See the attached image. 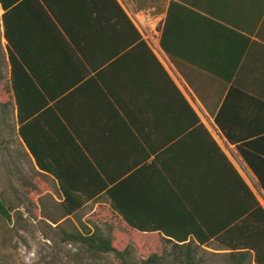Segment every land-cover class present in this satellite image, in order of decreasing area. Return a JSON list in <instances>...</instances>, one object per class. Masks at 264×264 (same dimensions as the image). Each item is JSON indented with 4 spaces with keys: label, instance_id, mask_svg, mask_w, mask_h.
Segmentation results:
<instances>
[{
    "label": "crops",
    "instance_id": "crops-1",
    "mask_svg": "<svg viewBox=\"0 0 264 264\" xmlns=\"http://www.w3.org/2000/svg\"><path fill=\"white\" fill-rule=\"evenodd\" d=\"M113 1L0 3V50L6 54L2 14L10 11L38 84L29 109L45 102L30 116V139L69 160L71 178L96 191L85 207L105 205L142 235L209 236L202 248L229 253L215 239L244 219L246 187L264 208L228 152L230 145L252 174L236 145L249 143L264 162V0ZM127 9L157 13V47ZM0 69L8 76V65ZM58 165L64 172L66 162ZM47 177L60 201L57 180ZM108 189L128 219L154 230L131 228ZM253 257L249 250L245 264H256Z\"/></svg>",
    "mask_w": 264,
    "mask_h": 264
},
{
    "label": "trees",
    "instance_id": "trees-1",
    "mask_svg": "<svg viewBox=\"0 0 264 264\" xmlns=\"http://www.w3.org/2000/svg\"><path fill=\"white\" fill-rule=\"evenodd\" d=\"M14 0H0L4 9L8 8ZM112 4L115 5L113 0ZM12 12H4L2 14L3 21V37L6 41V54L0 50V65L9 66V73L5 80L8 83L0 82V134L7 129L10 133H16L21 139L27 154L34 160V165L39 174L44 176L50 175L58 184V192L60 201H56L52 196L54 203V215L45 213V218L58 226L62 239L68 243H73L81 249L84 254L90 258H98L107 254H113L119 260V264H198L196 259L197 250L202 245L210 241L209 236L194 238L187 241V237H168L161 238L164 249L163 255L156 253L150 254L145 259H138L134 256V249L131 245H127L123 250H118L112 246L113 226L111 223H103L100 227L97 224L80 222L79 226H73L70 230L64 229L61 222L70 216L75 215L80 209L92 200L97 198L96 191H89L81 187V181L73 180L69 174L70 163L66 159H54L46 154V149L42 143H36L30 139L31 135V114H34L35 108L43 106L45 102H41L33 109H29L30 104L36 105L37 102L32 98L31 89L37 87L38 84L32 80L23 54L21 45L16 44L17 32L12 28ZM6 63V64H5ZM1 78V75H0ZM44 88V86H43ZM12 105L17 108L16 122L18 127H9L7 118L10 116ZM218 122V120H217ZM8 136V135H7ZM9 137V136H8ZM10 142V139H7ZM5 142V143H7ZM21 144V142L19 141ZM239 154L243 157L253 174L256 176L259 185L264 191V162H259V155L252 151L249 143H240L236 145ZM262 159V158H261ZM76 159H74L75 161ZM258 160V161H257ZM264 161V159H262ZM66 162L65 171H60L58 163ZM73 162V161H72ZM105 184H103V188ZM246 193L251 201L249 209L239 223L230 229L220 232L216 241L219 246L231 250L227 254L229 264H245L249 255V250L254 252L253 260L256 264H264V208L260 205L255 196L246 187ZM106 195L110 199L111 208L116 211L122 219L131 227L139 231H153L154 229H141L140 226L132 222L127 217L126 209L123 203L114 195V190L108 189ZM7 197L0 198V219H9V211L13 208ZM114 219L118 220L117 216ZM62 220V221H60ZM170 245V251L167 246ZM241 249H245L242 251ZM239 250V251H238ZM241 250V251H240Z\"/></svg>",
    "mask_w": 264,
    "mask_h": 264
},
{
    "label": "rangeland",
    "instance_id": "rangeland-1",
    "mask_svg": "<svg viewBox=\"0 0 264 264\" xmlns=\"http://www.w3.org/2000/svg\"><path fill=\"white\" fill-rule=\"evenodd\" d=\"M155 5L159 9V4ZM150 15L157 16V13ZM6 74L0 72L4 84L7 83ZM7 123L9 127L15 126L12 110ZM52 194L56 195L53 182L37 172L16 133L3 130L0 134V198L7 197L13 208L9 211V219H0V264H119L113 254L90 258L77 245L62 239L58 226L44 216L45 213L55 216ZM80 222L100 227L104 222L111 223L114 228L112 246L123 250L131 245L138 259H145L152 253L164 254L161 238L127 229L120 220L113 218L105 205L92 203L61 225L70 230ZM166 249L170 251V245ZM196 259L198 264H229L227 254L204 248L197 250Z\"/></svg>",
    "mask_w": 264,
    "mask_h": 264
},
{
    "label": "built area",
    "instance_id": "built-area-1",
    "mask_svg": "<svg viewBox=\"0 0 264 264\" xmlns=\"http://www.w3.org/2000/svg\"><path fill=\"white\" fill-rule=\"evenodd\" d=\"M128 15L132 22L138 29L141 37L145 40L152 48L157 47L159 35H160V19L158 16H152L142 10L127 9ZM228 152L230 153L234 163L238 167L241 174L248 181L253 190L259 195L260 201L264 206V191L255 179L254 175L249 171L247 166L242 162L237 152L228 145Z\"/></svg>",
    "mask_w": 264,
    "mask_h": 264
}]
</instances>
